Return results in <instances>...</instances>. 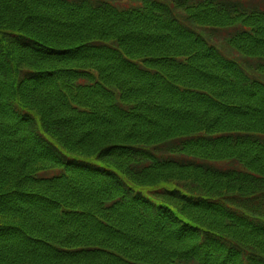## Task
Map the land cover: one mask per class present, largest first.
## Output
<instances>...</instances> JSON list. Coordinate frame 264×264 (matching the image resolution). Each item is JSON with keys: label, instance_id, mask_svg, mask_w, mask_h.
Wrapping results in <instances>:
<instances>
[{"label": "trees", "instance_id": "trees-1", "mask_svg": "<svg viewBox=\"0 0 264 264\" xmlns=\"http://www.w3.org/2000/svg\"><path fill=\"white\" fill-rule=\"evenodd\" d=\"M128 1L0 0V264H264V0Z\"/></svg>", "mask_w": 264, "mask_h": 264}, {"label": "rangeland", "instance_id": "rangeland-1", "mask_svg": "<svg viewBox=\"0 0 264 264\" xmlns=\"http://www.w3.org/2000/svg\"><path fill=\"white\" fill-rule=\"evenodd\" d=\"M117 1H121L123 3H125L126 6L130 5V2L128 0H117ZM260 5V4H259ZM231 28H228V29H225L223 31H220V32H215V31H212V30H205L203 31L204 34L206 35H209L211 34L213 37L211 38V40L218 45L219 48H221V51L233 58V59H236L238 61L242 60L240 58V56L236 55L233 50H231L228 46V43H226V40L229 38V36L231 34H233L236 30H237V27H232L230 26Z\"/></svg>", "mask_w": 264, "mask_h": 264}]
</instances>
